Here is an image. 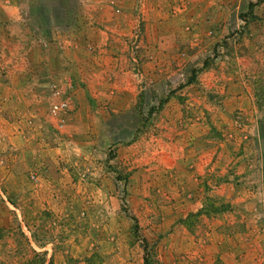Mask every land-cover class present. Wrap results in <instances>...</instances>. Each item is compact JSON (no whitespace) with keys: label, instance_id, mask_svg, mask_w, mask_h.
Segmentation results:
<instances>
[{"label":"rangeland","instance_id":"rangeland-1","mask_svg":"<svg viewBox=\"0 0 264 264\" xmlns=\"http://www.w3.org/2000/svg\"><path fill=\"white\" fill-rule=\"evenodd\" d=\"M262 122L264 0H0V264H264Z\"/></svg>","mask_w":264,"mask_h":264},{"label":"trees","instance_id":"trees-1","mask_svg":"<svg viewBox=\"0 0 264 264\" xmlns=\"http://www.w3.org/2000/svg\"><path fill=\"white\" fill-rule=\"evenodd\" d=\"M50 1H54V0H50ZM42 6L43 7H48V8L50 7V6H47L45 4H42ZM52 8H54V6H52ZM50 15L52 16V18L55 19L54 13L53 14H50ZM191 74L192 75L189 78V80H188L189 82L188 83H191V82H193L195 80V75H194L195 74V71H192ZM260 127H261V129H262V131L264 133V122H262L260 124ZM262 141H263V137H262ZM263 168H264V166H263ZM212 209H213V211H215V213H217V212L220 211V210H218V208L216 206H215V209L213 207H212ZM184 226L187 229H189V225L186 222H184ZM20 237L23 239V241L27 245L28 250L33 254V256H32V258L30 260L23 261L20 264H44V260H45V256H44L45 254H44V252H39V253L35 252L34 250H32L30 248L29 243H28L26 237L22 233L20 234ZM39 237H41V236H35V234L30 233V238H31V241L33 242V244H35L38 247H42L44 243H42L43 241H41V238H39ZM143 251H144V254H145L144 255V258H143V264H148V261H147V258H146L147 255L145 253L146 252V249L144 248ZM92 260H93V257L92 256L89 257L87 264H94Z\"/></svg>","mask_w":264,"mask_h":264},{"label":"crops","instance_id":"crops-1","mask_svg":"<svg viewBox=\"0 0 264 264\" xmlns=\"http://www.w3.org/2000/svg\"><path fill=\"white\" fill-rule=\"evenodd\" d=\"M230 93H231L232 98H234L233 99L234 102L237 99V100H239L238 103H244L248 107H251L253 110H258L256 108V106L254 105L253 98L250 95H249L250 99L247 102H245V100L242 98V93L241 92H238V91H235V90H231Z\"/></svg>","mask_w":264,"mask_h":264},{"label":"built area","instance_id":"built-area-1","mask_svg":"<svg viewBox=\"0 0 264 264\" xmlns=\"http://www.w3.org/2000/svg\"><path fill=\"white\" fill-rule=\"evenodd\" d=\"M65 108H66V103L64 101L58 100L50 105L49 111L51 115L56 116L58 115L59 112L63 111Z\"/></svg>","mask_w":264,"mask_h":264}]
</instances>
